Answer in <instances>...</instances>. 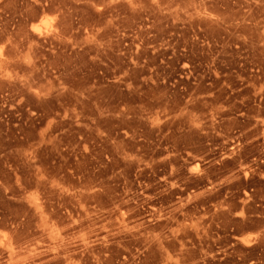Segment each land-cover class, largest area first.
I'll use <instances>...</instances> for the list:
<instances>
[{
	"label": "rangeland",
	"instance_id": "obj_1",
	"mask_svg": "<svg viewBox=\"0 0 264 264\" xmlns=\"http://www.w3.org/2000/svg\"><path fill=\"white\" fill-rule=\"evenodd\" d=\"M0 264H264V0H0Z\"/></svg>",
	"mask_w": 264,
	"mask_h": 264
}]
</instances>
